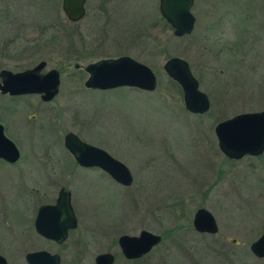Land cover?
<instances>
[{
    "label": "rangeland",
    "instance_id": "1",
    "mask_svg": "<svg viewBox=\"0 0 264 264\" xmlns=\"http://www.w3.org/2000/svg\"><path fill=\"white\" fill-rule=\"evenodd\" d=\"M62 1L0 0V72L42 60L44 72L61 71L52 102L0 94V122L21 151L15 165L0 161V254L9 264H28L36 250L60 253L61 264H95L107 251L115 264H264L250 249L264 232V153L228 158L215 134L220 121L264 109V0H196L194 31L181 37L160 0H87L77 22ZM123 55L154 70L156 90L85 86L84 66ZM174 56L190 63L209 112L186 109L181 86L164 70ZM69 131L124 162L133 184L77 165L64 145ZM62 187L72 191L78 226L59 245L36 231L35 219ZM203 207L216 217L217 234L193 226ZM144 229L162 241L126 259L119 236Z\"/></svg>",
    "mask_w": 264,
    "mask_h": 264
},
{
    "label": "water",
    "instance_id": "2",
    "mask_svg": "<svg viewBox=\"0 0 264 264\" xmlns=\"http://www.w3.org/2000/svg\"><path fill=\"white\" fill-rule=\"evenodd\" d=\"M87 0H63L62 9L72 22L82 20L87 12ZM196 0H160L162 16L174 28L176 36H185L193 32L196 17L192 8ZM47 61L42 60L35 66L14 72L3 69L0 72V92L13 95L41 94L45 101H50L60 91L61 72L52 68L44 72ZM80 68V63H75ZM88 72L85 86L91 89L110 90L121 87H133L144 91H154L158 87V78L147 64L129 56L104 58L84 66ZM166 73L182 88L186 109L194 114H205L211 109V100L200 89V82L194 75L190 63L183 57H170L164 64ZM215 134L221 152L231 159L245 156H259L264 153V110L243 112L220 121L215 127ZM65 147L76 161L84 167H100L119 184L131 186L134 176L129 167L115 158L105 149L82 140L75 132L66 134ZM21 151L16 143L5 134L0 123V158L16 162ZM78 217L72 203V191L62 187L56 202L42 204L35 219V229L43 237L65 242L69 232L77 228ZM193 226L199 232L217 233L219 225L214 214L206 208H199L193 220ZM162 241L160 234L142 230L139 235L122 234L119 244L123 254L129 258L145 256ZM252 253L264 257V232L250 246ZM28 264H61L62 258L48 250L28 252L25 256ZM96 264H114L113 253H99ZM0 264H9L0 254Z\"/></svg>",
    "mask_w": 264,
    "mask_h": 264
},
{
    "label": "flooded vegetation",
    "instance_id": "3",
    "mask_svg": "<svg viewBox=\"0 0 264 264\" xmlns=\"http://www.w3.org/2000/svg\"><path fill=\"white\" fill-rule=\"evenodd\" d=\"M196 2V1H195ZM60 71V70H59ZM61 72V71H60ZM60 92V91H59ZM0 94L1 95H3V96H7V97H9L10 99H18V97H24V96H31V95H35V96H38L43 102H45V103H49V102H52L56 97H54L52 100H50V101H45L43 98H42V95L41 94H22V95H13V94H9V93H6V94H3V93H1L0 92ZM57 96V95H56ZM11 107L12 106H8L7 108L10 110L11 109ZM15 108L17 109L18 108V106H16L15 105ZM14 108V109H15ZM196 115H202V114H196ZM1 123V122H0ZM3 126H4V130H5V134H6V136H8L10 139H12L15 143H16V145L18 146V143L16 142L17 140L16 139H13L12 137H10L8 134H7V129H6V124L3 122V123H1ZM69 132H71V131H69ZM77 134V133H76ZM78 135V134H77ZM79 136V135H78ZM65 137H66V135H65ZM80 137V136H79ZM81 138V137H80ZM82 139V138H81ZM16 140V141H15ZM82 140H84V139H82ZM85 141V140H84ZM64 145H65V138H64ZM67 149V148H66ZM68 150V149H67ZM69 151V150H68ZM70 152V151H69ZM71 153V152H70ZM71 155H72V153H71ZM73 156V155H72ZM74 157V156H73ZM0 161H2V162H4V163H7V164H9V165H15V164H17L18 163V160L16 161V162H9V161H7V160H5V159H3V158H0ZM74 161H75V163L77 164V165H79V166H81V167H83V168H100V167H84V166H82V165H80L77 161H76V159L74 158ZM64 169H66V167L64 166ZM100 169H102V168H100ZM103 170V169H102ZM105 171V170H104ZM106 172V171H105ZM107 173V172H106ZM60 191V190H59ZM58 195H59V192H58ZM58 197V196H57ZM73 198V197H72ZM57 199V198H56ZM56 202V201H55ZM50 204H53V203H50ZM71 231V230H70ZM201 233H206V234H209L208 232H201ZM218 233V232H217ZM217 233H211V234H217ZM69 234H70V232H69ZM120 237V236H119ZM45 238V237H44ZM47 239V238H46ZM48 240H50V239H48ZM50 241H53V242H55V243H57V244H59V245H61V244H63V243H58V242H56L55 240H50ZM66 242V241H65ZM233 242H237L235 239H233ZM118 245H119V247H120V249H121V252H122V254H123V251H122V248H121V246H120V244H119V238H118ZM156 247V246H155ZM152 251V250H151ZM107 252H109V253H113L114 255H115V262H114V264L116 263V259H117V257H116V254L114 253V252H112V251H107ZM102 253H106V252H102ZM150 253V252H149ZM148 253V254H149ZM57 254H59L60 256H61V258H62V255L60 254V253H57ZM148 254H146L145 256H147ZM124 255V254H123ZM145 256H142V257H140V258H133V259H129V258H127L125 255H124V257L126 258V259H128V260H136V259H141V258H143V257H145ZM96 258V257H95ZM62 263V262H61ZM95 264H96V262H95Z\"/></svg>",
    "mask_w": 264,
    "mask_h": 264
}]
</instances>
